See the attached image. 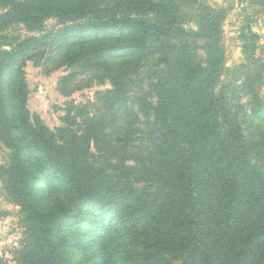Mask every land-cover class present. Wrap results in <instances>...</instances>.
Masks as SVG:
<instances>
[{
	"label": "trees",
	"instance_id": "trees-1",
	"mask_svg": "<svg viewBox=\"0 0 264 264\" xmlns=\"http://www.w3.org/2000/svg\"><path fill=\"white\" fill-rule=\"evenodd\" d=\"M227 13L202 0H0V183L25 229L15 264H264V131L245 137L224 94ZM238 38L236 95L264 125V45L250 24ZM47 53L72 71L64 86L87 75L62 96L111 85L68 103L53 130L28 110L24 73Z\"/></svg>",
	"mask_w": 264,
	"mask_h": 264
},
{
	"label": "rangeland",
	"instance_id": "rangeland-1",
	"mask_svg": "<svg viewBox=\"0 0 264 264\" xmlns=\"http://www.w3.org/2000/svg\"><path fill=\"white\" fill-rule=\"evenodd\" d=\"M205 6L222 7L228 13L222 19V44L224 46V66L229 69L220 81H224L228 85L224 94L230 101L233 113L241 123L245 137L256 138L264 131V125H260L258 121H254L250 116L249 99L243 93H238L243 80L239 74L240 65L244 63L247 56L242 53L241 41L238 38L241 28L246 24H250L252 32L258 34L260 40L259 46L264 45V10L261 6H248L247 2L241 0H202ZM187 27L195 30L197 21L195 18L184 19ZM45 28L50 30L57 29V21L48 19L45 21ZM15 32L24 33L22 26H15ZM259 52L257 50L256 54ZM203 57L204 52H200ZM47 53L42 64L35 67L32 62H27L24 73L25 79L29 87L27 107L31 114L37 115L42 122L51 130L62 126V120L66 116L65 108L67 104L72 102L73 107L80 109L87 102H94V94L99 91L111 88L109 82L102 85L93 83L90 88L82 91L73 92L70 96L64 97L59 93V87L73 88V84L81 80L87 79L85 74H73L72 82L68 85L61 83V79L72 75L70 69L66 66L52 65L48 60ZM241 91V90H240ZM261 94L264 96V84L261 86ZM239 104L242 107H239ZM89 111H92L90 108ZM75 111L70 114L73 117ZM80 118H76L79 122ZM140 120H142L139 117ZM6 152L0 144V164L5 161ZM24 227L20 223L19 207L11 202L5 194L2 184L0 183V258L15 264L14 253L20 249V245L24 239Z\"/></svg>",
	"mask_w": 264,
	"mask_h": 264
}]
</instances>
